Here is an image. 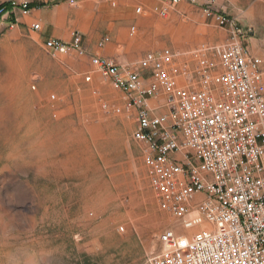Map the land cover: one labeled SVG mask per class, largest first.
Listing matches in <instances>:
<instances>
[{
    "label": "rangeland",
    "instance_id": "rangeland-1",
    "mask_svg": "<svg viewBox=\"0 0 264 264\" xmlns=\"http://www.w3.org/2000/svg\"><path fill=\"white\" fill-rule=\"evenodd\" d=\"M12 1L19 0H0V6ZM73 1L65 0L76 11L93 7L88 17L98 34L78 27L90 48L107 32L103 22L122 20L126 8L123 39L110 33L112 41L98 52L127 42L131 49L114 51L135 62L148 49L189 50L224 37L203 16L206 2L239 16L250 30L245 11L255 0H184L166 18L151 9L167 0H117L115 7ZM14 12L18 26H8V15L0 19V264H149L160 248L158 235L180 229L157 207L132 116L101 107L105 101L121 106L120 93L96 73L85 81L92 68L86 58L46 54L41 32L25 24L33 11Z\"/></svg>",
    "mask_w": 264,
    "mask_h": 264
},
{
    "label": "built area",
    "instance_id": "built-area-1",
    "mask_svg": "<svg viewBox=\"0 0 264 264\" xmlns=\"http://www.w3.org/2000/svg\"><path fill=\"white\" fill-rule=\"evenodd\" d=\"M183 1L151 10L166 18ZM9 3L0 19L8 15L13 28L15 9L25 17L44 2ZM206 3L203 16L224 37L189 50L148 49L135 62H120L97 53L109 35L90 48L76 29L66 41L42 38V48L52 58H86L92 68L85 81L96 73L122 97L121 106L101 107L132 116L157 207L180 229L158 235L149 264H264V48L251 49L239 16ZM25 24L42 31L39 19ZM136 32L131 24L127 35Z\"/></svg>",
    "mask_w": 264,
    "mask_h": 264
},
{
    "label": "crops",
    "instance_id": "crops-1",
    "mask_svg": "<svg viewBox=\"0 0 264 264\" xmlns=\"http://www.w3.org/2000/svg\"><path fill=\"white\" fill-rule=\"evenodd\" d=\"M92 8V5H89L87 7H84V9L81 11H76L72 8H69L65 0H61V3L56 5H46L36 8L35 10H33L32 17L30 19H39V21H41L42 38L55 37L66 41L69 39L70 32L73 29L78 30L81 35L83 31L85 34H98L96 31V26L98 25H96V23L88 17L91 14ZM120 13H122V20H116V22H112L113 20H108L106 22H103V24L106 25L105 28L107 31L104 32V34L109 35L110 38H112L110 35L111 33L123 39L124 27L122 23H124L125 21H129L130 16L126 8H122ZM84 16L87 17H85V19L81 22L79 19ZM245 16L248 18L250 24L253 25H250V30L248 33V44L253 51L258 52L261 48H264V0H255L252 4H249L245 11ZM109 19H112V16ZM103 24L99 26H103ZM78 27H81L83 31H80ZM104 34L99 35L95 39L98 40V38L104 36ZM119 46L123 49H131V46L127 42H123L122 44H114L109 49L104 50V52L97 51V53L102 56L112 57L120 62H132L126 59L127 57L125 56V53H115L114 50Z\"/></svg>",
    "mask_w": 264,
    "mask_h": 264
},
{
    "label": "trees",
    "instance_id": "trees-1",
    "mask_svg": "<svg viewBox=\"0 0 264 264\" xmlns=\"http://www.w3.org/2000/svg\"><path fill=\"white\" fill-rule=\"evenodd\" d=\"M10 8V3H6L0 6V10H9Z\"/></svg>",
    "mask_w": 264,
    "mask_h": 264
}]
</instances>
